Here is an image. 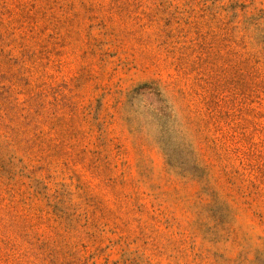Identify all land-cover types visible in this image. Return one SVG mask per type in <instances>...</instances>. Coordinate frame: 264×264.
Here are the masks:
<instances>
[{"label":"rangeland","instance_id":"1","mask_svg":"<svg viewBox=\"0 0 264 264\" xmlns=\"http://www.w3.org/2000/svg\"><path fill=\"white\" fill-rule=\"evenodd\" d=\"M0 264H264V0H0Z\"/></svg>","mask_w":264,"mask_h":264}]
</instances>
